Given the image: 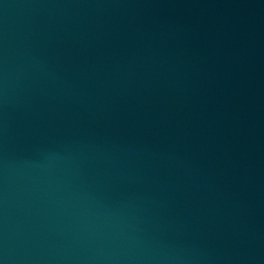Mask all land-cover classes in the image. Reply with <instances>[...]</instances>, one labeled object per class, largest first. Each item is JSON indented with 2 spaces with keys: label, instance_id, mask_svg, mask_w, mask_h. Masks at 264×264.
<instances>
[{
  "label": "water",
  "instance_id": "water-1",
  "mask_svg": "<svg viewBox=\"0 0 264 264\" xmlns=\"http://www.w3.org/2000/svg\"><path fill=\"white\" fill-rule=\"evenodd\" d=\"M0 264H264V0H0Z\"/></svg>",
  "mask_w": 264,
  "mask_h": 264
}]
</instances>
